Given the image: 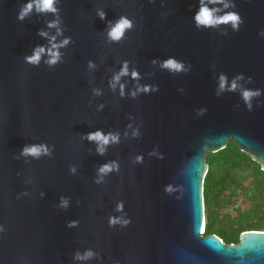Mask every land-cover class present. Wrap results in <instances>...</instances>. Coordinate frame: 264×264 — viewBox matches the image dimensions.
Instances as JSON below:
<instances>
[{"label":"water","instance_id":"water-1","mask_svg":"<svg viewBox=\"0 0 264 264\" xmlns=\"http://www.w3.org/2000/svg\"><path fill=\"white\" fill-rule=\"evenodd\" d=\"M23 2L0 0V264H79L73 251L88 247L102 261L85 264H264V231H243L235 244L203 234L206 155L231 141L264 171V94L253 99L251 111L239 89L216 95L220 73L229 80L242 73L243 86L264 93V37L258 35L264 0H235L244 23L227 34L223 26L195 27L197 0H61L64 35L72 43L54 68L23 61L33 46L47 44L37 30L53 18L33 13L19 21ZM97 8L106 20L129 17L132 30L119 43L106 42ZM169 56L190 70L160 68ZM89 59L95 69L87 68ZM123 60L140 79L122 77L121 97L108 81ZM137 83L158 90L132 98ZM93 88L102 95L94 96ZM200 108L206 111L197 116ZM96 129L121 133L103 156L80 138ZM31 142L54 145L52 156L29 164L13 159ZM152 149L164 158L149 156ZM137 154L143 163H132ZM110 160L120 171L94 183L96 168ZM25 189L29 196L16 199ZM60 196L69 198L67 210L56 207ZM119 201L131 223L109 227L108 217L120 215L114 211ZM69 220L80 223L67 228Z\"/></svg>","mask_w":264,"mask_h":264},{"label":"clouds","instance_id":"clouds-1","mask_svg":"<svg viewBox=\"0 0 264 264\" xmlns=\"http://www.w3.org/2000/svg\"><path fill=\"white\" fill-rule=\"evenodd\" d=\"M61 0H24V2L19 6L16 17L19 21L23 22L25 19L32 16L33 13L38 15L51 14L53 17L45 22V28L37 30V35L47 39V44H40L33 46L30 54H25L23 56V61L26 64L32 66H40L41 62L48 67L54 68L57 64L61 63L63 53L61 49L66 48L70 43H72V38L70 36H65V29L62 27V17L60 16V4ZM150 3L153 0H149ZM96 16L100 20L106 21L104 34L106 37V42L108 43H119L124 37L126 32L132 30L133 21L125 16L120 15L115 20H106V12L103 8L96 9ZM192 20L197 29H221L223 26L222 34H227L226 29L230 28L233 32H238L241 25L244 23L243 18L240 13L236 10L235 0H197V7L192 15ZM54 29V32L49 30ZM260 37H264V30L258 32ZM58 37H62L58 39ZM153 64L157 61L153 59ZM159 67L169 71L170 73L176 74L180 72H187L190 70V66H186L181 60L175 57L169 56L164 60L159 61ZM88 69H95V61L89 59L87 61ZM125 76H130L134 81H139L140 73L136 69L129 70V62L127 60L121 61V66L118 71L114 72L108 81V86L111 90H119V95L123 97L125 95V84L121 82V78ZM244 80L242 73H238L231 80L228 79L226 74L220 73L217 77V89L216 95H220L224 91H237L239 89L241 99L243 100L245 107L251 111L252 101L254 98L259 97L264 94L260 89H251L243 86L240 81ZM248 81H251V77H248ZM158 87L156 85H141L136 84L134 90L130 91L128 94L135 98L140 93H148L152 91H157ZM92 93L94 96L102 95V90L99 88H93ZM104 105L98 104L97 111L102 110ZM205 108H200L197 110L196 115L201 116L205 113ZM128 128H132L131 123L127 125ZM124 135H128L127 132ZM131 135L133 138L139 136V129L133 128ZM82 140H87L90 143L95 144V152L98 155L103 156L108 149V146L120 143L121 133L119 131L104 132L101 129H96L83 133L80 137ZM55 146L49 145L46 142H31L25 143L18 154H14L13 159H24L25 164H29L32 160H39L41 157H51L53 154ZM149 156H155L157 159H163L164 154L152 149ZM144 156L142 154L135 155L132 160L133 164L143 163ZM68 171L75 175L77 168L75 165H69ZM120 171V165L117 160H110L102 163L96 168V176L94 178V183L101 184L104 182V178L111 173H118ZM18 175L20 173H17ZM31 178H29L25 183H31ZM165 192H171L170 186H165ZM29 191L27 189L22 190L17 193L16 199L21 197L29 196ZM45 193L43 191L39 192L40 198H43ZM70 206V200L68 197L60 196L58 198V204L56 207L60 209L67 210ZM114 211L120 213V215H110L108 217L109 227H127L131 223V218L127 216L124 212V204L119 201L115 205ZM204 222V219H203ZM79 220H69L66 222L67 228H75L79 225ZM4 232L3 226H0V233ZM72 260L79 262V264H85V262L90 260L102 261V257L99 252L93 248H84L83 250L76 249L73 251ZM118 264V262H117Z\"/></svg>","mask_w":264,"mask_h":264},{"label":"trees","instance_id":"trees-1","mask_svg":"<svg viewBox=\"0 0 264 264\" xmlns=\"http://www.w3.org/2000/svg\"><path fill=\"white\" fill-rule=\"evenodd\" d=\"M205 161L203 234L235 244L243 231H264V171L259 164L231 141L209 152Z\"/></svg>","mask_w":264,"mask_h":264},{"label":"built area","instance_id":"built-area-1","mask_svg":"<svg viewBox=\"0 0 264 264\" xmlns=\"http://www.w3.org/2000/svg\"><path fill=\"white\" fill-rule=\"evenodd\" d=\"M203 229H204V227H203ZM203 229H202V232H203Z\"/></svg>","mask_w":264,"mask_h":264},{"label":"rangeland","instance_id":"rangeland-1","mask_svg":"<svg viewBox=\"0 0 264 264\" xmlns=\"http://www.w3.org/2000/svg\"><path fill=\"white\" fill-rule=\"evenodd\" d=\"M240 200V199H239ZM239 200H238V202L237 203H239Z\"/></svg>","mask_w":264,"mask_h":264}]
</instances>
